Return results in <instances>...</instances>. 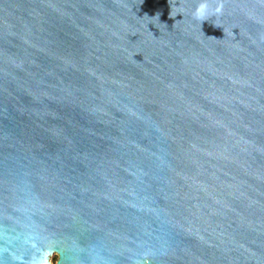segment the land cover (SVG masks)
<instances>
[{"label":"water","instance_id":"water-1","mask_svg":"<svg viewBox=\"0 0 264 264\" xmlns=\"http://www.w3.org/2000/svg\"><path fill=\"white\" fill-rule=\"evenodd\" d=\"M264 264V0H0V264Z\"/></svg>","mask_w":264,"mask_h":264},{"label":"rangeland","instance_id":"rangeland-1","mask_svg":"<svg viewBox=\"0 0 264 264\" xmlns=\"http://www.w3.org/2000/svg\"><path fill=\"white\" fill-rule=\"evenodd\" d=\"M50 264H55V258L50 260Z\"/></svg>","mask_w":264,"mask_h":264}]
</instances>
